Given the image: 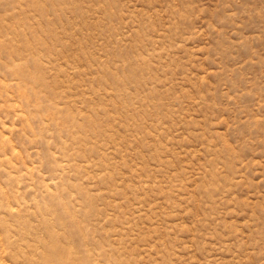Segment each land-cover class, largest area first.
<instances>
[{"label":"rangeland","instance_id":"rangeland-1","mask_svg":"<svg viewBox=\"0 0 264 264\" xmlns=\"http://www.w3.org/2000/svg\"><path fill=\"white\" fill-rule=\"evenodd\" d=\"M0 264H264V0H0Z\"/></svg>","mask_w":264,"mask_h":264}]
</instances>
